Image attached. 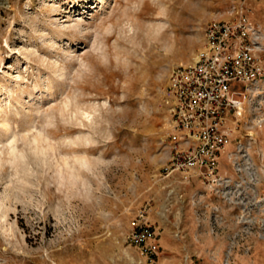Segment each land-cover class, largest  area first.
<instances>
[{"label":"rangeland","instance_id":"obj_1","mask_svg":"<svg viewBox=\"0 0 264 264\" xmlns=\"http://www.w3.org/2000/svg\"><path fill=\"white\" fill-rule=\"evenodd\" d=\"M241 3L264 42V0H0V264H264V80L216 179L165 169L170 70Z\"/></svg>","mask_w":264,"mask_h":264},{"label":"built area","instance_id":"obj_2","mask_svg":"<svg viewBox=\"0 0 264 264\" xmlns=\"http://www.w3.org/2000/svg\"><path fill=\"white\" fill-rule=\"evenodd\" d=\"M249 10L241 3L231 19L209 20L192 61L170 70L165 169L179 172L184 181L217 178L220 159L233 143L230 122L241 115L249 86L264 80V42ZM129 239L145 254L158 253L157 232L143 211L132 220Z\"/></svg>","mask_w":264,"mask_h":264},{"label":"bare ground","instance_id":"obj_3","mask_svg":"<svg viewBox=\"0 0 264 264\" xmlns=\"http://www.w3.org/2000/svg\"><path fill=\"white\" fill-rule=\"evenodd\" d=\"M5 128H6V130H8L9 129V126L8 125H5ZM2 141V140H1Z\"/></svg>","mask_w":264,"mask_h":264}]
</instances>
